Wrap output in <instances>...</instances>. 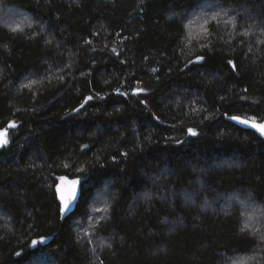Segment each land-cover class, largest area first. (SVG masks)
<instances>
[{
  "label": "trees",
  "instance_id": "1",
  "mask_svg": "<svg viewBox=\"0 0 264 264\" xmlns=\"http://www.w3.org/2000/svg\"><path fill=\"white\" fill-rule=\"evenodd\" d=\"M233 116L264 122V0H0V264H264Z\"/></svg>",
  "mask_w": 264,
  "mask_h": 264
},
{
  "label": "water",
  "instance_id": "2",
  "mask_svg": "<svg viewBox=\"0 0 264 264\" xmlns=\"http://www.w3.org/2000/svg\"><path fill=\"white\" fill-rule=\"evenodd\" d=\"M233 121L246 126L257 127V123L240 116L231 117ZM192 132V128H189V133ZM7 143V132H0V148H3ZM56 194L60 205L61 218L71 215L77 207L82 195V187L80 182L67 176H57Z\"/></svg>",
  "mask_w": 264,
  "mask_h": 264
},
{
  "label": "rangeland",
  "instance_id": "3",
  "mask_svg": "<svg viewBox=\"0 0 264 264\" xmlns=\"http://www.w3.org/2000/svg\"><path fill=\"white\" fill-rule=\"evenodd\" d=\"M201 23H203V20L201 21ZM256 122V121H254ZM257 123V129L262 132L264 134V122L262 123ZM0 132H2V130H0ZM93 209L90 211L89 215H88V219L91 218H96L98 215H96V212L101 210L102 206H104V195H100L99 197L95 198L93 201ZM238 202V199L235 197H231L229 199H227L226 201L224 200L223 205L226 207V205H231V204H235ZM240 203V202H239ZM97 205H100L98 207H95ZM243 209L247 210L246 211V216H247V222L254 224L257 219H258V215L260 216V214L262 215L263 212L258 206H254L253 204H247V205H242ZM103 211V210H102ZM77 223H79V227H84L85 223L84 222H79L77 221ZM41 264V263H38Z\"/></svg>",
  "mask_w": 264,
  "mask_h": 264
}]
</instances>
